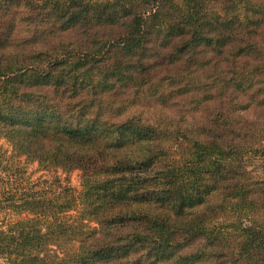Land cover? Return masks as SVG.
Wrapping results in <instances>:
<instances>
[{
    "label": "trees",
    "instance_id": "obj_1",
    "mask_svg": "<svg viewBox=\"0 0 264 264\" xmlns=\"http://www.w3.org/2000/svg\"><path fill=\"white\" fill-rule=\"evenodd\" d=\"M0 140L7 264H264V0H0Z\"/></svg>",
    "mask_w": 264,
    "mask_h": 264
},
{
    "label": "rangeland",
    "instance_id": "obj_2",
    "mask_svg": "<svg viewBox=\"0 0 264 264\" xmlns=\"http://www.w3.org/2000/svg\"><path fill=\"white\" fill-rule=\"evenodd\" d=\"M0 146L2 149L9 151L8 145L3 141L0 140ZM18 161H20V165L22 169L25 171L26 177L30 181H34L36 179H48L49 174L46 172H42L38 169L37 164L33 162H26L23 158H20ZM57 176L60 178L63 185H67L73 192V195L76 196L77 193L80 190V180H81V173L78 170H74L68 174H65L63 172H58ZM1 216V215H0ZM25 215H22L21 217H24ZM17 217L11 216L9 218V221H15ZM2 221V220H1ZM0 264H7L3 259L0 258Z\"/></svg>",
    "mask_w": 264,
    "mask_h": 264
}]
</instances>
